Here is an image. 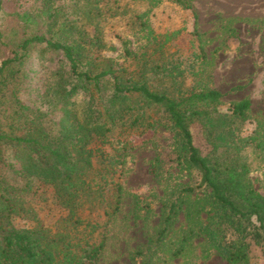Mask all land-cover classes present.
I'll return each mask as SVG.
<instances>
[{"label":"trees","instance_id":"16d2710c","mask_svg":"<svg viewBox=\"0 0 264 264\" xmlns=\"http://www.w3.org/2000/svg\"><path fill=\"white\" fill-rule=\"evenodd\" d=\"M104 1L107 4L100 6ZM163 1L150 3L156 7ZM174 1L191 8L185 0ZM1 6L2 0L0 11ZM110 6V0H70L69 5L62 0H34L25 11L5 13L15 24L0 29V264H100L108 227L123 199L117 167L129 150V144L122 141V154L114 156L105 146L119 129L125 133L146 122L154 127L157 123L149 120L146 111L154 105L164 109L179 138V164L197 170L201 185L211 190L216 212L200 234L228 264H248V239L255 237L249 227L254 220L264 233V197L242 187L234 174L224 178L220 166L194 145L191 126L201 122L214 151L248 143L249 137L235 139L233 125L235 119H245L251 101L235 103L228 113H221L217 107L223 95L218 90L192 92L186 98L153 90V77L174 76L178 70L157 63L155 53L163 52L179 32L159 35L142 20L141 32L148 33L145 48L140 54L126 49L138 73L125 76L113 60L96 55L102 36L98 30L89 34L84 24L86 19H100ZM68 9L76 16L72 18ZM35 58L44 68L48 63L36 80L42 89L40 101L48 104V110L31 103L28 65ZM48 187L66 212L55 228L46 227L32 205L33 200L44 199ZM186 192L193 193L194 188ZM184 204L182 197L169 204L156 238L136 256L148 252L153 257L172 232ZM100 208L104 222L101 215L92 216ZM16 218L34 225L19 228ZM228 231L235 237L231 242L225 239Z\"/></svg>","mask_w":264,"mask_h":264},{"label":"rangeland","instance_id":"374dc122","mask_svg":"<svg viewBox=\"0 0 264 264\" xmlns=\"http://www.w3.org/2000/svg\"><path fill=\"white\" fill-rule=\"evenodd\" d=\"M185 1L191 8L174 0H164L156 7H152L150 0H110L111 10L105 7L100 19H86L84 24L89 34L98 30L102 36V48L96 55L113 60L125 76L138 73L126 49L140 54L147 43L148 33L141 32V20L159 35L179 32L163 52L155 53L157 63L170 64V70L173 66L178 70L173 71L174 76L162 73L153 77L156 79L151 85L153 90L175 98H186L192 92L207 89L218 90L223 95L217 107L221 113H228L235 103L250 100L252 105L245 119H235L233 125L235 139L249 137L248 143L222 146L214 151L213 142L207 141L200 121L193 123L191 132L201 155L217 163L224 178L234 174L241 180L242 187L264 197V0ZM69 2L62 0V4L69 5ZM33 3L34 0H2L0 29L15 24L12 19L5 18V13L25 11ZM104 4L107 1L100 6ZM68 10L72 18L76 16L73 9ZM154 50L155 47L150 54ZM196 55L199 57L195 60ZM42 64L35 58L28 65L31 103L48 110V104L40 101L42 89L36 81L42 71L48 69V63H45L46 68ZM146 111L149 120L157 123L154 127L146 122L125 133L119 129L111 135V142L104 149L116 156L122 154L120 142L129 144V150L122 156L124 163L117 167L116 175L118 178L121 173L119 182L124 191L121 209L108 227V240L100 264H228L200 234L201 227L208 224L216 212L211 190L201 185L197 170H188L179 164L176 158L181 152L179 138L164 109L154 105ZM189 188H194V192H186ZM178 197H182L185 204L172 232L152 258L148 252L142 257L136 256L147 247L150 239L156 238L167 207ZM31 200L29 197L28 201ZM32 205L39 220L49 228H55L58 220L66 215L56 203L50 187L46 188L44 199H35ZM98 215L104 222L101 208L92 216ZM14 223L19 228L34 225L23 218H16ZM253 223L249 232L255 237L248 239V264H264V233L257 229L259 224L255 220ZM234 238L228 231L225 239L231 242Z\"/></svg>","mask_w":264,"mask_h":264}]
</instances>
